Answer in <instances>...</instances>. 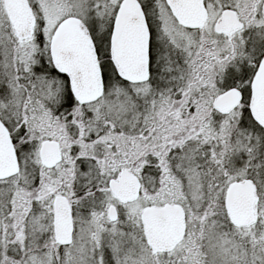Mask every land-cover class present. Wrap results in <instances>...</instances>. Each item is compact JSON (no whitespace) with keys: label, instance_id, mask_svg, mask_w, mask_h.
<instances>
[{"label":"snow or ice","instance_id":"1","mask_svg":"<svg viewBox=\"0 0 264 264\" xmlns=\"http://www.w3.org/2000/svg\"><path fill=\"white\" fill-rule=\"evenodd\" d=\"M0 264H264V0H0Z\"/></svg>","mask_w":264,"mask_h":264}]
</instances>
